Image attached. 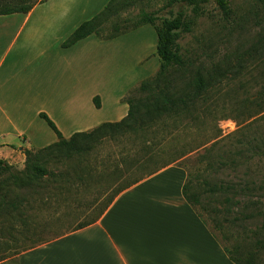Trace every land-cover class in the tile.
<instances>
[{"label":"rangeland","instance_id":"374dc122","mask_svg":"<svg viewBox=\"0 0 264 264\" xmlns=\"http://www.w3.org/2000/svg\"><path fill=\"white\" fill-rule=\"evenodd\" d=\"M108 1L45 0L31 16L20 39L24 35L40 36V109L51 111L48 96L57 91L59 80L65 79L74 86L71 92L77 97L79 108L87 106L86 112L78 110L77 117L91 119L96 126L119 121L122 117L114 111L116 105L112 100L97 113L91 99L99 94L106 96L108 87L114 88L112 96L124 94L123 99L140 81L152 77L159 66L154 27L143 25L134 29L133 23L143 12L154 15L156 25L183 12L189 31L180 34L177 44L191 63L183 81L191 79L196 71L205 76L216 73V78L222 73V82L215 84L218 93L209 107L225 118L217 120L220 115L211 112L216 114V119H206L200 127L188 129L184 128L187 122L181 120L179 127L172 131L174 138L166 137L165 144L169 147L175 140L177 148L182 144L200 147L170 166L182 169L185 177L191 174L197 179L190 191L198 195L201 203L196 211L222 246L229 250L237 247L242 257L250 254L255 264H264V158L251 155V148L264 140V98L257 99L264 87V50H252L264 39V0H229L226 15L214 0L201 5L197 11L177 0L136 1L103 26V35L114 34V24L120 29L119 33L127 27L124 34L111 40L91 35L83 44L77 42L63 47L74 29L91 19ZM38 22L40 27L32 30ZM70 48L72 50L67 52ZM177 87H183L181 81L177 80ZM63 95L64 92L61 98ZM81 126L84 125H77V129ZM8 139L14 147L22 144L17 139ZM55 140V134L40 119V149L54 144ZM128 145L126 140H104L83 158L66 159L55 154L45 160V168L56 178L51 177L41 188L39 185L19 190V195L15 191L18 198H23L20 218L27 220V224L0 216L4 234L10 231L12 237L0 238V264H19L24 248L36 242L51 241L97 219L120 183L109 175L123 167L119 161L126 151L131 150L129 155L136 151ZM239 149L243 154L237 156ZM0 152L9 158L12 150L2 146L0 141ZM223 157L227 158L226 163L234 159L235 165H218ZM17 165L24 167V162ZM79 170L94 176L90 178L85 174L81 181L77 178ZM13 171L21 170L14 168ZM59 173H67L69 180L57 176ZM98 173L105 176L98 178L95 176ZM202 181H207L209 186L228 185L232 190L211 194ZM225 196L231 199L230 213L222 211Z\"/></svg>","mask_w":264,"mask_h":264},{"label":"crops","instance_id":"0c3cea01","mask_svg":"<svg viewBox=\"0 0 264 264\" xmlns=\"http://www.w3.org/2000/svg\"><path fill=\"white\" fill-rule=\"evenodd\" d=\"M39 6L27 14L0 16V141L12 150L9 158L0 152V159L17 170L24 168L17 164L25 161V150L40 149V113L65 139L96 127L93 120L77 117L87 106L79 108L74 86L65 79L48 96L51 111L40 109V36L20 39ZM37 27L40 22L31 29ZM111 92L114 88L108 87L106 96L99 94L100 108L94 109L99 113L112 100L123 118L128 109L120 102L124 94ZM8 138L22 144L14 147ZM185 178L182 169L165 167L115 196L91 225L22 252L19 264H233L214 231L184 200Z\"/></svg>","mask_w":264,"mask_h":264},{"label":"trees","instance_id":"16d2710c","mask_svg":"<svg viewBox=\"0 0 264 264\" xmlns=\"http://www.w3.org/2000/svg\"><path fill=\"white\" fill-rule=\"evenodd\" d=\"M44 1L0 0V16L27 14L36 5L42 4ZM136 1L143 0H109L91 19L77 26L62 46L65 48L73 46L91 35H96L102 40H111L124 34L128 28L124 27V32L119 33L120 29H118L117 24H114L113 29L115 33L108 36L103 35V26L112 18H117L119 13L127 10ZM177 1L197 11L201 5L207 4L210 0ZM214 2L224 15L229 13V0H214ZM156 21L157 18L154 15L143 12L133 23L134 29L143 25L154 27L156 34L155 54L158 57L159 66L152 77L140 81L122 99V102L128 107L127 113L122 119L116 122L101 123L90 131L78 132L65 139L53 121L45 113H40V119L47 124L56 136L57 140L54 144L38 149L35 152L25 150L24 168L21 171H13L14 168L12 166L0 159V216L5 215L8 219L10 217L11 219L13 218L12 220H20L22 225L27 224V220L20 218L22 211H19V209L23 198H18V191L33 189L39 185L41 188L51 180V177L52 179L56 178L55 174L45 168V160L48 158L55 154H59L66 159H70L72 156L83 158L95 146L102 144L104 140H126L129 142L128 146L136 148V151H133L132 155H129L131 150L126 151L119 161L123 167L113 170L109 175L119 179L120 183L115 190L113 189V196L108 199L104 206V211L119 193L165 167L174 164L177 160L200 147L182 144L177 148L173 143L175 140L170 143L169 147L165 144L166 137H173L172 131H175L179 127L181 120L187 122L184 128L188 129L190 127H200L206 119H216V114H212L211 112L220 115L217 120L225 118L220 112L210 111L211 108L209 107V102H212L214 96L218 93L215 84L218 85L222 82V77L224 76L222 73L220 78H216V73L205 76L200 71H196L191 79L186 82L183 81L185 75L189 73L191 66L189 59L180 52L181 50L177 44L180 34L189 31V23L185 21L184 13L178 12L169 18H165L161 20L159 25H156ZM261 48L264 50V39L259 40L257 45L252 47V50L256 52ZM177 80L183 84L182 88L179 87L180 89L177 87ZM218 81L219 83H217ZM263 98L264 87L259 92L257 99L263 100ZM92 102L96 109L100 108L98 96H94ZM186 146H189L188 149H185ZM251 151L252 157L264 158V140L262 139L257 146H253ZM241 154H243L242 150L239 149L236 155L240 156ZM168 155L171 157L166 160L165 158ZM225 159L227 158L223 157V161H219L218 165H235L234 159H228L227 163L224 161ZM207 164L208 166H212L211 163ZM79 171L77 178L81 181H83L85 174L90 178L93 175V173L83 170ZM57 176H64L68 179L67 173H59ZM95 176L103 178L105 175L98 173ZM195 180L197 179L191 176V174L186 175L182 186V196L186 203L196 211V207L201 203L198 195L190 192L191 188L193 189ZM201 184L209 187V193L211 194H222L232 190L228 185L215 184L209 186L207 181H202ZM230 203L231 199L225 196L222 202V211L224 213L231 212ZM235 203L239 204V202ZM3 212L4 214H2ZM210 212L214 213L212 210ZM12 213L13 215H11ZM96 220L80 225L72 231L89 226ZM9 228L10 230L12 229L11 224H9ZM4 232L5 230L0 226V238L5 239L8 237L12 239L10 231L8 234H4ZM40 243H33L22 251L32 249ZM223 249L233 264H255V259L252 255L246 254L242 257L237 247L233 248V250H229L226 247H223Z\"/></svg>","mask_w":264,"mask_h":264}]
</instances>
